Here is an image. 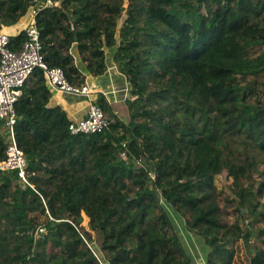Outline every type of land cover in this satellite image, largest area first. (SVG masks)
<instances>
[{"label": "trees", "instance_id": "trees-1", "mask_svg": "<svg viewBox=\"0 0 264 264\" xmlns=\"http://www.w3.org/2000/svg\"><path fill=\"white\" fill-rule=\"evenodd\" d=\"M55 1L36 16L49 67L84 84L106 73L109 49L143 104L128 124L98 93L93 102L115 123L72 136V120L49 105L46 75L35 71L16 103L30 185L0 173V264H194L172 214L203 239L204 264H234L253 235L241 219L223 221L215 179L227 170L238 211L264 222V171L244 185L264 157V101L251 105L258 91L239 79L249 49L264 43V0H130L132 37L120 41L124 0ZM32 3L0 0V24H16ZM26 39L22 32L12 46ZM7 142L0 127V161ZM39 228L46 232L35 235ZM250 264H264V240Z\"/></svg>", "mask_w": 264, "mask_h": 264}, {"label": "built area", "instance_id": "built-area-1", "mask_svg": "<svg viewBox=\"0 0 264 264\" xmlns=\"http://www.w3.org/2000/svg\"><path fill=\"white\" fill-rule=\"evenodd\" d=\"M32 4L30 21L21 31L11 34L0 28V127L6 131L8 140L6 156L0 161V173H16L19 181L28 185L30 184L27 179V158L15 136V126L18 120L16 103L23 94L27 81L36 70H42L46 75L47 83L63 95L90 100L93 95L91 85L88 83L72 84L63 69L51 68L45 61L36 16L46 8L59 6V1L33 0ZM22 32L26 33L27 39L20 48H14L11 39ZM115 121L113 118L106 117L103 110L91 100L85 118L72 121L69 125V132L72 136L103 133ZM122 155L124 156L125 153ZM39 231L46 232L44 228H40ZM88 245L91 248L93 246L90 243ZM93 252L100 260L94 249Z\"/></svg>", "mask_w": 264, "mask_h": 264}, {"label": "rangeland", "instance_id": "rangeland-1", "mask_svg": "<svg viewBox=\"0 0 264 264\" xmlns=\"http://www.w3.org/2000/svg\"><path fill=\"white\" fill-rule=\"evenodd\" d=\"M130 5V0H124V10L121 14V17L118 19L117 24V37L119 38V41L123 37V35H128L126 33V30H124L126 20L128 18V8ZM33 5H31L25 16H23L17 23L27 21V19H30L31 17V10ZM144 22V21H143ZM16 23V24H17ZM13 24V25H16ZM12 25H6L4 23L0 24V28L2 27H9ZM141 27H144V23H141ZM3 29V28H2ZM126 33V34H125ZM129 38H131V35H128ZM114 53V52H113ZM106 54L108 55V66H117V69H119V72L123 73L120 66L121 63L115 62V57L113 54L110 53V50L108 49L106 51ZM241 64V63H240ZM242 69L246 74L245 75H239L240 79V88L246 89L247 91H250V87L253 86V89L257 90V95H252L250 99L251 105L256 106L258 105V100L264 101V43H259L257 45H253L242 65L239 66V69ZM95 78V77H93ZM126 78V77H125ZM127 81V91L124 90L120 93H116V98H111V101L115 100L114 108L118 113V117L122 119L125 123L131 122L132 112L139 110L140 106L143 104V101L138 99L136 96L131 95V86ZM106 82L102 83V86L104 89H106ZM90 85V84H89ZM49 88H52L48 84ZM98 83L95 82L94 85H92L93 90H98ZM95 92V91H94ZM141 120H139L140 122ZM233 147H241L238 141H232ZM242 160V158H241ZM257 168L253 172V178L251 180L244 181L245 187H250L252 182H255L254 180H258L262 177L263 171H264V157L258 156L257 157ZM242 164L243 162H239ZM215 183L218 187V189L225 191V194H222L220 196V206L222 209V219L224 222L228 224H233L237 220L241 219L243 226L246 228L249 226L250 231H252V242L251 245L245 246L242 243L238 245V248L236 250V257H235V263L234 264H250V260L255 253V247L256 245L263 244L264 237L259 239L257 234L262 229L264 230V222L258 223V224H251L250 221H252L251 216H248L246 214V211H243V213H240L238 209L240 208L239 201L235 197V195L229 190L228 185L231 183V178H228L227 170H224L222 173L218 174L215 179ZM18 183H14V187ZM243 209V208H242ZM172 218L174 219V222L176 224V233L182 240L183 245L185 246L187 250V254L190 255L193 259L194 264H204V258H205V252L206 247L204 245L203 239H201L196 234H193L187 230L186 224L184 219L178 218L175 214H172ZM88 221L89 218L84 215L83 220V226L88 228ZM44 221L41 220V223ZM40 229V228H39ZM36 230L35 235L41 234V232ZM89 229V228H88ZM95 244H100L101 234L99 232L93 233Z\"/></svg>", "mask_w": 264, "mask_h": 264}, {"label": "crops", "instance_id": "crops-1", "mask_svg": "<svg viewBox=\"0 0 264 264\" xmlns=\"http://www.w3.org/2000/svg\"><path fill=\"white\" fill-rule=\"evenodd\" d=\"M30 19L27 21H21L16 25H12L9 27H2L6 32L11 34H17L21 31L24 27H26L29 23ZM98 83V90H93V95L91 100L97 97L98 93H103L107 100L113 105L115 104V100L111 101V98L116 96V93H120L124 90L127 91V81L125 76L119 72L117 66H108L106 73L103 76L91 78V76H87L86 83L92 85ZM106 84V89L103 88L102 83ZM52 87V86H51ZM52 93V98L49 105L56 106L59 105L65 110L72 121L80 120L85 118L87 115V111L89 108L90 99H83V98H75L72 96L63 95L60 91L56 88L52 87L49 88ZM95 91V92H94ZM116 98V97H115ZM114 106V105H113ZM115 109V108H114ZM116 114L118 115L117 111L115 110Z\"/></svg>", "mask_w": 264, "mask_h": 264}]
</instances>
